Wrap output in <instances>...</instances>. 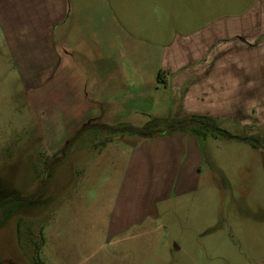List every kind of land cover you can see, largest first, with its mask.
I'll return each instance as SVG.
<instances>
[{"label": "rangeland", "instance_id": "rangeland-1", "mask_svg": "<svg viewBox=\"0 0 264 264\" xmlns=\"http://www.w3.org/2000/svg\"><path fill=\"white\" fill-rule=\"evenodd\" d=\"M116 5L117 76L105 90L96 55L90 64L61 44L64 74H23L0 25V264H264V115L183 129L201 147L191 188L164 166L165 147L143 156L151 138L109 128L144 126L167 97L175 104L156 127L171 124L178 97L166 87L165 55L264 0Z\"/></svg>", "mask_w": 264, "mask_h": 264}, {"label": "crops", "instance_id": "crops-1", "mask_svg": "<svg viewBox=\"0 0 264 264\" xmlns=\"http://www.w3.org/2000/svg\"><path fill=\"white\" fill-rule=\"evenodd\" d=\"M117 23L116 0H92V3L84 0H0V25L23 74L45 76L60 73V69L64 74L70 65L57 61L60 57L57 45L61 44L65 52L76 51L89 63L88 52L96 55L99 62L93 66V71L97 69V75L105 77L106 86L101 90L111 88L117 76ZM262 33L264 5L247 17L209 28L193 41V48L185 46L182 53L170 49L164 60L169 73L166 87L171 85L178 97L174 117L196 114L211 117L215 122L227 119L242 125L254 123L255 119L260 122L264 115ZM168 100L169 97L160 103L162 113L156 114L155 119H169L163 113L170 111L175 103L169 104ZM193 136H187L186 130L172 131L149 137L151 139H146L140 149L143 156H148L156 148L165 147L164 156L160 157L164 166L168 164L174 171L178 169L177 186L191 188L195 184L192 178L201 153L197 136ZM180 153L188 155L183 165H179Z\"/></svg>", "mask_w": 264, "mask_h": 264}, {"label": "trees", "instance_id": "trees-1", "mask_svg": "<svg viewBox=\"0 0 264 264\" xmlns=\"http://www.w3.org/2000/svg\"><path fill=\"white\" fill-rule=\"evenodd\" d=\"M161 73L159 74V76ZM159 119H154L148 123H146L142 127H136L132 125H123L119 127H109L111 130H117V129H125L127 131H130L132 133L139 134L144 137H152V136H158L162 135L165 133H169L172 131H177V130H183L185 129L189 124H200L199 126H211L214 128V119L208 116L204 115H196L192 114L189 116L181 117V118H176L171 124H169L166 128H157V122ZM220 134H223L227 137L230 138H235L236 135H232L229 133L227 130L219 129L218 130ZM194 132H198L197 129H194ZM244 139L250 140L254 146H259V141L258 138L254 136H244ZM45 182H42V185L44 186ZM34 196L28 197L27 200L33 199ZM24 199V198H23ZM26 199V198H25ZM4 201H0V207L3 206ZM5 203V202H4Z\"/></svg>", "mask_w": 264, "mask_h": 264}]
</instances>
